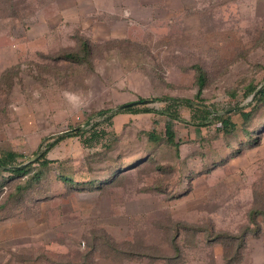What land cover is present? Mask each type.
Wrapping results in <instances>:
<instances>
[{
	"label": "rangeland",
	"instance_id": "rangeland-1",
	"mask_svg": "<svg viewBox=\"0 0 264 264\" xmlns=\"http://www.w3.org/2000/svg\"><path fill=\"white\" fill-rule=\"evenodd\" d=\"M170 2L171 23H162L170 18L160 10L161 23L156 16L144 22L135 40L95 43L91 33L68 37L55 23L33 38L32 29L54 10L56 0H0V149L22 154V167L33 165L26 178L14 179L1 192L0 264H227L226 257H233L231 264H264V130L259 146H243L231 156L214 127L207 133L190 125L192 113L203 105L217 115L232 110L227 114L239 125L231 142L246 139L238 112L253 103V93L244 87L264 85V0ZM71 53L81 55L79 62L64 59ZM195 66L206 72L200 97ZM233 91L237 97H231ZM163 96L181 101V120L115 114L122 105L147 99L157 101L148 107L162 110L166 103L157 99ZM183 101H192V107ZM99 111L110 113L95 115ZM109 115H115L113 127L123 141L114 156L153 152L138 133L164 131L169 122L176 141L186 142L183 161L174 150L159 151L160 163L175 169L134 167L95 190L62 187L60 172L77 180L101 179L113 163L98 152L89 168L79 135L50 150L49 143ZM206 135L213 139L209 145L202 139ZM46 151L53 163L38 174L41 183L27 185V195L12 200L16 187L39 173L36 162ZM177 167L184 175L195 174L182 177ZM7 175L0 173V179ZM43 186L50 190L42 195ZM166 186L177 194L162 192ZM254 210L261 211L255 225ZM254 226L257 233H246ZM243 233L244 245L229 254L217 238Z\"/></svg>",
	"mask_w": 264,
	"mask_h": 264
},
{
	"label": "trees",
	"instance_id": "trees-1",
	"mask_svg": "<svg viewBox=\"0 0 264 264\" xmlns=\"http://www.w3.org/2000/svg\"><path fill=\"white\" fill-rule=\"evenodd\" d=\"M83 49L85 50L86 55L89 54V45L87 42H83L82 46ZM66 60H70L74 62L78 61L81 59V55L78 53H71V54H66L65 58ZM196 73H197V97H200L203 93L205 83H206V72L200 67V66H195ZM259 86L253 87L251 83H249L247 86L244 87L245 90L249 91V95L253 93V103L250 104L248 107H253L252 109L245 108L241 112L239 111L238 113H241L242 115V134L246 137L244 141H240L237 143L231 142L233 138H235V133L238 130V125L239 122L234 121L231 115L227 114L226 115H217L214 111L211 109H208L206 105H203V108H198L194 110L193 116H192V121L190 122V125L200 127L201 129H206L207 133L209 128L214 127V133L220 139L218 142H221V145L223 143L226 144L227 148L230 150L231 156H236V154L240 153L241 149L243 146H247L250 148H255L260 145L261 143V133L264 130V110L260 111L258 110L259 106L264 103V87L263 89L260 90L258 88ZM231 97H237L238 93L236 91H233L230 93ZM246 96V95H245ZM159 101H164L166 103V106L162 110H157L154 108H150L146 105V107H143L142 109H136V107H130L127 108L123 111H118L115 114L118 115H137V114H153L154 116L157 117H164L168 118L170 121L174 120H181V117L177 111V106L179 105L181 101L169 97V96H163L157 99ZM143 101V100H141ZM189 108L192 107L193 103L192 101H183ZM178 104V105H177ZM110 111L104 112V111H99L95 112V115H107L109 114ZM216 114V115H215ZM255 114V116L253 115ZM115 115H109L106 117L103 121L99 123L93 124L90 128L86 130H79L75 132L68 133L64 136L58 137L53 143H49L48 148L49 150L52 149L54 146H56L58 143L61 141L65 140L66 138H71L75 135H79L78 137L81 138L82 144L84 146V149L87 151L89 154L88 156V161H86V165H88L89 168L92 166V156L96 157V154L100 156H105V158L110 159V163H113L110 165V168L107 169V174L104 176V178L101 179H91L90 176L82 177L81 180H77L74 178L72 174L67 175L65 173H61L58 175V182L61 184L62 187L69 188L70 190H84L86 187L87 190H95L98 188H102L105 185H110L113 182L115 183V180L118 178H123L124 173H126L128 170L133 169L134 167L139 168V167H154L155 171H166L171 167L172 169H175V166H170L168 164H163L162 162L158 160V154H160L159 151H162V154L166 153L171 154V150H174V155L176 158L181 159L183 161V158L185 157V152H183L182 145L184 143H180L179 141H176V135L175 131L172 129L171 124L168 122L166 124V129L164 131L156 132L154 130L152 131H140L137 135L138 139H143L144 137L147 139L148 143H151L155 149L151 153H144L145 155L141 157H137L136 154L132 155L129 157V159H125L126 157L124 156L125 153L123 152H118L116 156L113 154L115 153L114 151L117 150L116 144H121L120 142H123L120 139V136L122 135L121 133H118V131L113 127V119ZM211 117V118H210ZM106 125V126H105ZM260 125H263V127H260ZM105 126V127H104ZM111 127L110 130L107 128ZM234 135V136H233ZM203 141L205 140L206 145H209V142H213V139L209 137V135H206V137L202 138ZM45 140V139H44ZM201 139L199 140V142ZM194 142V141H188ZM204 143V144H205ZM237 144V146H236ZM95 153H92V152ZM121 151V149H119ZM49 151H46L44 156L36 162L41 165V170L37 175H34L32 178H28L27 182L25 183V187L23 185H19L16 187L15 191L11 193L10 197L12 200L17 201L21 199V196L24 195L25 197L27 195V190L29 186L31 185L32 187L36 184L41 183L39 176L40 174L42 175L44 173V170H47L49 166L53 163V161H50L49 159L46 158L47 154ZM108 154L110 155L109 158L107 157ZM128 156V154H126ZM188 156V155H187ZM23 158V155L16 152V151H6L0 149V173H7L8 175L5 177L1 176V181H0V196L1 192L4 190L5 185L12 183L16 178H26L28 174L31 173V168L33 165H29L27 167H22V163L19 162V159ZM112 158V159H111ZM97 160V159H95ZM100 160V159H99ZM151 164V165H150ZM215 164V163H214ZM216 165V164H215ZM212 166L210 168H214L216 166ZM207 168V167H206ZM91 171V170H89ZM153 171V170H152ZM178 174L182 177L186 178H191L195 173L192 172V175H184V169L177 167ZM39 174V175H38ZM118 181V180H117ZM181 180L179 181V184L181 185ZM177 187V192L178 196H181L184 191L181 189V186ZM41 186V185H40ZM36 189L38 190L39 187ZM81 187V188H80ZM41 194L48 193V188L43 186V189H41ZM26 192V193H25ZM162 192L175 196L177 193H173V191L170 189V187L166 186L164 189H162ZM254 214L251 216V222L253 225L256 224V218L258 215L261 214L260 210H254ZM264 213V212H263ZM262 213V214H263ZM264 216V215H263ZM260 230L259 227H255L252 229H247L246 233L248 232H253L257 233ZM212 238L213 235L211 236ZM221 240H223L224 245L226 247V253L229 254L232 252L234 246H238L239 250L240 247L244 245V239H245V233H243L241 236L238 237H231V236H222L220 235L217 237ZM214 239H211V241ZM240 254V251H239ZM238 254V255H239ZM226 257V256H225ZM234 259L235 255H234ZM233 260L232 258L226 257V263L231 264Z\"/></svg>",
	"mask_w": 264,
	"mask_h": 264
},
{
	"label": "crops",
	"instance_id": "crops-1",
	"mask_svg": "<svg viewBox=\"0 0 264 264\" xmlns=\"http://www.w3.org/2000/svg\"><path fill=\"white\" fill-rule=\"evenodd\" d=\"M170 1L56 0L54 10L44 19H41L31 32L35 39L43 37L49 29V24L55 23V25L66 30L68 37L78 32L80 34L91 33L89 40L95 43H106L114 40L133 41L138 38L136 29L150 23L154 16L158 17L157 22L161 23V16L157 14L160 10L167 11L168 14L166 13L165 19L170 18V15L175 13ZM167 20L162 23L172 22L171 18Z\"/></svg>",
	"mask_w": 264,
	"mask_h": 264
},
{
	"label": "water",
	"instance_id": "water-1",
	"mask_svg": "<svg viewBox=\"0 0 264 264\" xmlns=\"http://www.w3.org/2000/svg\"><path fill=\"white\" fill-rule=\"evenodd\" d=\"M264 85H262L260 87V90L263 89ZM157 104V101L154 100V99H147V100H143V101H135V102H132V103H128V104H125V105H122L120 106L119 108V111H123L127 108H130V107H135V106H140V105H146V106H155ZM80 129V128H78ZM77 129V130H78ZM39 158V157H38ZM35 160L33 161H30V162H34ZM30 162H28L27 164H29ZM26 165V164H25ZM23 165V166H25Z\"/></svg>",
	"mask_w": 264,
	"mask_h": 264
}]
</instances>
